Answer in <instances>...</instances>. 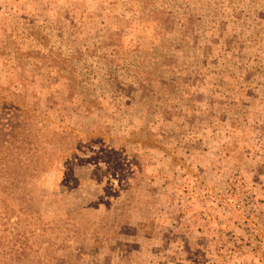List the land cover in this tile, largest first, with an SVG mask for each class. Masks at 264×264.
I'll return each instance as SVG.
<instances>
[{"label":"rangeland","instance_id":"obj_1","mask_svg":"<svg viewBox=\"0 0 264 264\" xmlns=\"http://www.w3.org/2000/svg\"><path fill=\"white\" fill-rule=\"evenodd\" d=\"M0 124V264H264V0H0Z\"/></svg>","mask_w":264,"mask_h":264},{"label":"trees","instance_id":"obj_2","mask_svg":"<svg viewBox=\"0 0 264 264\" xmlns=\"http://www.w3.org/2000/svg\"><path fill=\"white\" fill-rule=\"evenodd\" d=\"M8 127V131L3 128V125L0 124V179H5L8 181L10 186H13L15 190H18L16 186L18 184H24L25 187L29 188L30 193H24V199L22 206L24 209H29L32 204V184L36 181L39 176L38 173H41L46 169L47 165H49V158L43 157V154L40 150H37L34 154H27L25 155L26 158H33L31 159H24L23 161H19L20 153L24 150V143L23 140H16L13 142H9L10 137L9 133L5 134V132H15L11 126L6 125ZM14 152L13 157H10V154ZM14 160L17 162L14 169L10 168L11 161ZM12 172V174H10ZM38 176V177H37ZM4 182H0V186L6 188L4 186ZM23 193V192H22ZM37 232V235H41L44 237V233H46V229L39 226L37 224V228H35L34 233ZM21 238V232H20ZM12 245V241L10 243ZM23 245V244H22ZM23 248V247H22ZM34 248V245H33ZM24 252V250L22 251ZM39 258V257H38Z\"/></svg>","mask_w":264,"mask_h":264}]
</instances>
